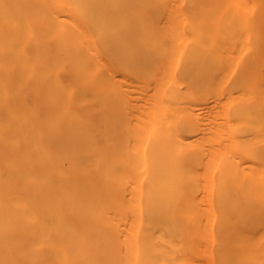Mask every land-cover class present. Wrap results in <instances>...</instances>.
Listing matches in <instances>:
<instances>
[{"label":"bare ground","instance_id":"1","mask_svg":"<svg viewBox=\"0 0 264 264\" xmlns=\"http://www.w3.org/2000/svg\"><path fill=\"white\" fill-rule=\"evenodd\" d=\"M0 264H264V0H0Z\"/></svg>","mask_w":264,"mask_h":264}]
</instances>
